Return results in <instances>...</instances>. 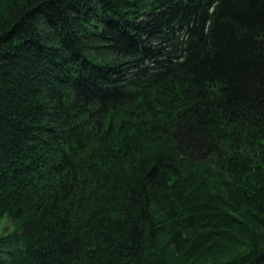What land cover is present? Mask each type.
I'll return each instance as SVG.
<instances>
[{
	"label": "trees",
	"instance_id": "obj_1",
	"mask_svg": "<svg viewBox=\"0 0 264 264\" xmlns=\"http://www.w3.org/2000/svg\"><path fill=\"white\" fill-rule=\"evenodd\" d=\"M0 264H264V0H0Z\"/></svg>",
	"mask_w": 264,
	"mask_h": 264
},
{
	"label": "rangeland",
	"instance_id": "obj_2",
	"mask_svg": "<svg viewBox=\"0 0 264 264\" xmlns=\"http://www.w3.org/2000/svg\"><path fill=\"white\" fill-rule=\"evenodd\" d=\"M13 229L12 222L9 218L0 219V236L6 234Z\"/></svg>",
	"mask_w": 264,
	"mask_h": 264
}]
</instances>
